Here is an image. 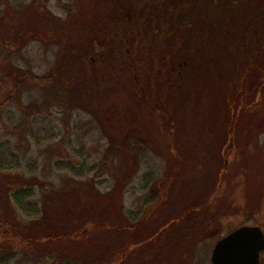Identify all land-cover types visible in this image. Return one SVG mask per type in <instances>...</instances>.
<instances>
[{
    "label": "rangeland",
    "instance_id": "374dc122",
    "mask_svg": "<svg viewBox=\"0 0 264 264\" xmlns=\"http://www.w3.org/2000/svg\"><path fill=\"white\" fill-rule=\"evenodd\" d=\"M63 1L66 0L11 3L45 7L63 20L71 15L73 23L83 29L85 17L74 13L72 2ZM48 42L30 39L10 53L12 62L35 74H47L54 69L61 51L60 46ZM0 43L6 45L7 41L0 39ZM150 48L148 56L153 69L157 67V46L145 49ZM137 58L140 71L145 63ZM86 60L77 66H72L70 60V68V63H64L68 71L65 76L77 81L76 86H82L86 93H82L81 101L72 100L74 94L67 93V101L44 105L48 90L31 88L25 89L16 102L9 100V106L0 111V150L12 157L5 158L8 165L17 163L16 169L7 172L48 181L63 191L72 188L76 195L71 198L79 209L75 216L79 218V230L69 240L39 242L31 234V244L25 240L14 244L15 264H51L43 253L46 248H57L60 253L70 248V264H90L94 253L98 257L100 251L110 252L108 264H170L174 262L173 255L179 259L178 264H209L213 244L228 231L241 224H257L264 232V87L255 107L242 110L235 119L234 110L226 105L234 99L232 92L204 88L188 97L171 91V101L166 105L170 120L173 119L171 125L154 104L147 105L136 88L130 86L129 73L122 72L119 60L113 59L119 62H115L123 81L119 86L110 79L112 70L100 74L106 80L100 76L97 79ZM87 75L91 82L84 87ZM97 80L100 87L93 85ZM20 104L25 108H19ZM28 105L40 107L28 109ZM230 134L233 135L228 137ZM125 137L141 138L150 147L145 152L142 145L136 147L137 141L132 144V152L126 151V156L131 155L139 167L120 188L114 175L104 172L97 176L90 167L95 163L100 167L105 148ZM119 158L111 157L116 168ZM56 161H68L75 170L83 168L82 176L57 168ZM149 171L155 174L153 181L147 183L145 175ZM34 192L33 199L41 203L37 185ZM103 202L113 208H101ZM129 212L136 214L130 225ZM16 214L23 222L31 219ZM3 215L4 211H0V217ZM200 223L203 228L199 233L203 236L193 242L189 236L193 234L189 233ZM118 225L123 227L120 235L110 233ZM183 234L191 238L177 247ZM125 250L122 260L119 254ZM24 255L26 258H21ZM260 262L264 264V250Z\"/></svg>",
    "mask_w": 264,
    "mask_h": 264
},
{
    "label": "flooded vegetation",
    "instance_id": "af4514ba",
    "mask_svg": "<svg viewBox=\"0 0 264 264\" xmlns=\"http://www.w3.org/2000/svg\"><path fill=\"white\" fill-rule=\"evenodd\" d=\"M71 2L77 16L85 17L79 38L82 42L93 49L124 45L128 65L135 72V56L148 63L141 67V80L134 73L136 93L147 105L154 104L171 125L173 119L166 109L171 91L184 95L204 88L232 92L234 99L226 105L234 110V119L259 102L264 87V0ZM146 46H157L156 68L151 69L148 55L152 49ZM144 142L146 152L150 145ZM150 173L155 174L149 171L146 175Z\"/></svg>",
    "mask_w": 264,
    "mask_h": 264
},
{
    "label": "trees",
    "instance_id": "16d2710c",
    "mask_svg": "<svg viewBox=\"0 0 264 264\" xmlns=\"http://www.w3.org/2000/svg\"><path fill=\"white\" fill-rule=\"evenodd\" d=\"M68 1L69 2H63L71 3L72 0ZM34 6L14 5L11 3V0H0V39H2V41H7L6 45L0 43V111L9 106V100L16 102L17 99L19 100V95H21L25 89L31 88L48 90V94L45 97L47 103H44V105H47L49 102L61 103L62 101H65L67 99V93L74 94L75 97L72 98V100L76 99L81 101L82 95L86 94L84 93V90H82V86H76L77 81H71L65 76L68 71L64 68V66H66L64 63H70V60H72V66H77L79 63L82 64L83 59L86 60L89 57L87 60L89 61V65L92 66L91 72L97 76V79H99L100 76L102 79L106 80V78L100 74L106 70H112V72L110 71L112 73L110 79H115L114 82L116 86L123 83L122 79L120 80L122 77H120V74L118 73L120 67L116 64L119 62L114 61L119 60L122 63H120L122 65V72L129 73L130 86L138 88L134 73H136L137 78L141 80V70L139 71V68L137 67L135 72L131 66L128 65L124 45H116L113 49L109 46L98 47V50L104 52L105 55H103V53L101 54V51L97 52V49H93V47L88 46L87 43H84L79 39L81 37L82 29L73 23V16L69 15L63 20L48 8ZM66 7L68 8V5ZM70 8H75L74 13L76 14V5L72 3ZM4 37L5 39H3ZM30 39H42L46 42L49 41V44L61 47L60 55L57 58V64L54 65L52 71L45 75L35 74L29 68L18 67L12 62V56H10V53L16 50L14 48H21ZM129 48H131V46H129ZM145 48H147V46ZM91 57L95 60L97 59L96 62H93ZM135 57L136 61L139 62L137 56ZM71 63L69 64V68L71 67ZM89 77L90 76H88V78H86V76L84 77L85 80L82 84L84 87H86L87 82H91L88 81ZM100 80L95 81L93 84L94 87H100ZM76 90L80 91V93L76 94ZM85 92H87V89ZM189 94L190 93L186 96L189 97L194 95V93L191 95ZM18 107L21 109L25 108V106L21 104ZM39 107V105H28L27 108L37 109ZM26 122L27 121L23 122L25 126H27ZM128 139L129 140H126L125 137L121 139V141L116 140L114 142L115 145L111 142V144L105 148L104 154L102 155V165L99 167L98 164L95 163L90 167V170L95 171L97 176L99 173L100 175L104 174V172L114 175L120 188L123 187L127 180L134 174L133 171L139 167V163L137 161L135 162L131 155L126 156L125 153L128 150L132 152L134 148L132 144L137 141L138 144H136V147L141 146V138L134 137L130 139L129 137ZM39 140L40 139H38V143L40 142ZM113 155L120 157V163L117 165L119 167L117 168L111 159ZM8 156L9 154L7 152L4 153L0 150V211H4V215L0 217V264H15L14 260L17 257V251L16 248H14V244H21L23 240L28 244H31L34 241L30 236L31 234L37 236L39 242L44 239L43 241L46 242L56 240L57 243H61L65 238L69 240V236H73L79 230V227L77 228L78 225H76V223H79V218H75L79 209H77V203H74L75 200L72 199L76 195L72 192V188L63 191L58 188L55 189L48 181H41L36 179V177H25L18 173L13 174L7 172L11 169H16L17 167V163L15 165H8V163H6L5 158ZM2 157L5 162L4 160L1 162ZM8 158L12 157L10 156ZM50 158L51 157L49 156L48 159L50 160ZM130 162L131 164L127 166ZM83 164L85 163H82V165ZM55 166L57 168L70 169L77 176H82L83 168L82 170H75L74 165H71L68 161H56ZM153 176V173L145 175L146 181L148 179L153 181ZM36 185L40 192L41 203L40 201L33 199V196H35L34 188ZM106 195L107 194H101L103 197ZM100 205L102 208L109 204L103 202ZM111 207L113 208V206L110 205L106 209L109 211ZM2 208H4V210H2ZM14 212L21 213L31 219L27 222H23L20 219L18 220L16 218L17 214ZM135 216V213L129 212V215H127L129 225L134 223ZM189 222L190 225L187 226L190 227L191 221ZM201 223L195 228V231L189 233L193 234L189 235L192 236L193 242H196L197 239L199 240L203 236L199 233L203 228L201 227L203 223ZM118 227L119 225L112 229L113 231L110 233L114 232L115 234L120 235L119 233L123 227H121V229ZM187 235L188 234H183L180 237L181 239H179L176 244L177 247H181L188 242L187 240L191 237H187ZM165 241H167V239ZM163 245H165L164 248L167 247V244ZM156 251L160 250L157 249ZM43 253L51 264H70V248H66L63 253L58 252L57 248H46ZM98 253V257H96V253H94L95 256L91 259L89 258V263L108 264L110 252L106 253L100 251ZM125 253L126 250L119 254V257L122 260L125 257ZM91 254L92 253H89L88 255L90 256ZM173 257L174 262H170V264H175V262L178 264L179 259L176 255H173ZM21 258H26V256L24 255ZM118 260L119 259H116L115 262H118Z\"/></svg>",
    "mask_w": 264,
    "mask_h": 264
},
{
    "label": "water",
    "instance_id": "95a60500",
    "mask_svg": "<svg viewBox=\"0 0 264 264\" xmlns=\"http://www.w3.org/2000/svg\"><path fill=\"white\" fill-rule=\"evenodd\" d=\"M264 232L257 225H241L220 237L214 244L212 264H260Z\"/></svg>",
    "mask_w": 264,
    "mask_h": 264
}]
</instances>
